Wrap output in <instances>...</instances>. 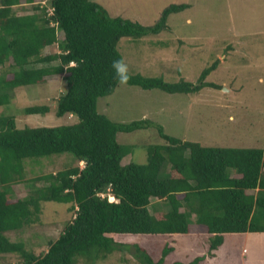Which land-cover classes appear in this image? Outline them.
Wrapping results in <instances>:
<instances>
[{
	"label": "trees",
	"instance_id": "16d2710c",
	"mask_svg": "<svg viewBox=\"0 0 264 264\" xmlns=\"http://www.w3.org/2000/svg\"><path fill=\"white\" fill-rule=\"evenodd\" d=\"M21 1L31 0H0V106L8 102L13 88L60 75L65 89L53 104L54 114H69L76 121L17 127L13 116L0 114V259L15 254V264H76L77 258L94 262L113 251L128 250V244L114 241L113 235L206 234L210 256L224 235L264 233V149L204 146L170 136L149 119L114 122L96 110V99L118 83L112 68V62L121 59L118 40L166 29L168 14L183 10L187 3H169L152 24L143 25L111 16L93 0H48L49 11L35 5L34 11L17 14L12 7ZM57 30L62 33L59 40ZM52 44L57 52L41 53ZM216 64L202 68L195 82L129 73L127 84L168 93L217 88L204 80ZM49 110L44 103L23 108L25 114ZM150 126L162 143L144 146V163L131 158L122 163L130 147L119 143L116 133ZM63 152L71 153L74 163L32 177L26 195L11 197L12 184L23 177L24 159ZM165 164L169 169L162 172ZM38 181L42 185H35ZM102 192L115 201L100 197ZM151 198L164 206L152 205ZM42 201L69 203L72 214L45 250L35 254L22 240H10L5 233L34 223ZM257 212L260 222H254ZM133 247L139 264H162L171 250L163 247L153 261L142 247ZM203 259L198 255L171 264H198Z\"/></svg>",
	"mask_w": 264,
	"mask_h": 264
},
{
	"label": "rangeland",
	"instance_id": "374dc122",
	"mask_svg": "<svg viewBox=\"0 0 264 264\" xmlns=\"http://www.w3.org/2000/svg\"><path fill=\"white\" fill-rule=\"evenodd\" d=\"M111 16H121L143 25L152 24L169 3H187L179 12L168 14L166 29L140 38L121 37L116 48L128 65L129 73L160 77L173 82L182 78L195 82L202 68L217 61L204 78L219 87H203L196 92L168 93L157 88L143 89L117 83L113 91L96 99V110L114 122L127 123L149 119L163 132L181 140L204 146L264 148V0H93ZM48 0L21 1L12 10L17 14L34 11L33 6ZM57 39L62 33L56 31ZM56 44L43 47L41 53L57 52ZM52 61L51 64H54ZM40 64H34L39 66ZM1 69V68H0ZM41 83L17 86L9 91V100L0 106L1 115H11L17 127L52 126L76 121L72 115L56 116L53 104L63 93L60 75L44 78ZM47 104L43 114H25L23 108ZM119 143L129 146L122 160L144 163V146L162 143L154 127L116 133ZM74 163L69 152L23 160V177L12 184L11 197H21L30 190V179L55 172ZM79 167L82 162H77ZM169 165L162 167L167 172ZM42 181L35 185H42ZM104 193V192H103ZM107 193V192H105ZM151 204L158 202L151 198ZM69 203L42 201L34 223L18 231H7L10 240H22L35 254L54 240L72 212ZM165 208V207H164ZM254 222H260L259 212ZM194 231V228H193ZM116 242L128 244V250L113 251L94 262L77 258L76 264H139L132 253L133 244L142 247L153 261L165 246L171 250L162 264L189 262L204 256L198 264H263L264 233L224 235L223 242L210 256L208 239L202 235H113ZM212 255V256H211ZM15 254H5L0 264H15Z\"/></svg>",
	"mask_w": 264,
	"mask_h": 264
},
{
	"label": "clouds",
	"instance_id": "9594fccd",
	"mask_svg": "<svg viewBox=\"0 0 264 264\" xmlns=\"http://www.w3.org/2000/svg\"><path fill=\"white\" fill-rule=\"evenodd\" d=\"M112 68L115 71L118 83L121 85H126L130 79L128 65L123 61V59H120L112 62ZM104 196L107 198L106 193H104ZM108 201H113V200L110 199Z\"/></svg>",
	"mask_w": 264,
	"mask_h": 264
},
{
	"label": "built area",
	"instance_id": "2783aa9c",
	"mask_svg": "<svg viewBox=\"0 0 264 264\" xmlns=\"http://www.w3.org/2000/svg\"><path fill=\"white\" fill-rule=\"evenodd\" d=\"M98 195L100 196V197H104V193H98ZM106 196H107V199L108 200H113V201H115V199L112 197V196H110V194L109 193H106Z\"/></svg>",
	"mask_w": 264,
	"mask_h": 264
},
{
	"label": "crops",
	"instance_id": "0c3cea01",
	"mask_svg": "<svg viewBox=\"0 0 264 264\" xmlns=\"http://www.w3.org/2000/svg\"><path fill=\"white\" fill-rule=\"evenodd\" d=\"M164 30V29H163ZM162 31V30H161ZM161 31H159V32H161ZM158 32V33H159ZM158 33H156V34H158ZM156 34H154V35H156ZM261 148V147H260ZM262 149H264V148H262ZM156 201H158L157 199H155ZM245 234H248V233H245ZM252 234H254V233H252ZM262 234V233H261Z\"/></svg>",
	"mask_w": 264,
	"mask_h": 264
}]
</instances>
